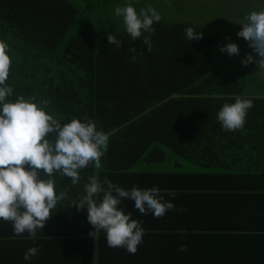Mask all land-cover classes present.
<instances>
[{
	"label": "trees",
	"instance_id": "1",
	"mask_svg": "<svg viewBox=\"0 0 264 264\" xmlns=\"http://www.w3.org/2000/svg\"><path fill=\"white\" fill-rule=\"evenodd\" d=\"M127 4L138 14L153 7L146 0H0V40L12 60L8 101L21 95L47 100L46 111L62 123L91 119L110 133L100 169L82 170L76 186L55 175L56 192L66 190V198L36 241L27 232L15 235L12 223L0 220V264H264V77L251 68L214 65L219 38L159 10L148 52L115 15ZM262 10L264 5L255 11ZM186 27L203 32L202 39L188 41ZM108 33L123 46L108 44ZM237 96L254 106L242 129L224 131L216 116ZM143 163L175 168L154 174ZM91 175L100 181L113 175L125 190L152 178L163 188H179L189 206L164 198L191 218L162 228L151 213L133 210L145 230L137 252L108 251L103 231L89 236L94 229L87 209L71 206ZM124 176L131 179L117 182ZM128 202L119 205L125 213L134 204ZM170 212L176 216L174 210L165 216ZM36 245L39 255L25 261L26 250Z\"/></svg>",
	"mask_w": 264,
	"mask_h": 264
},
{
	"label": "clouds",
	"instance_id": "2",
	"mask_svg": "<svg viewBox=\"0 0 264 264\" xmlns=\"http://www.w3.org/2000/svg\"><path fill=\"white\" fill-rule=\"evenodd\" d=\"M115 15L123 18L131 39L142 41L151 52V36L155 34L153 24L162 19L156 9L149 5L141 8L138 14L132 4H127L117 6ZM238 24L243 28L237 36L244 38L257 54V57L247 54L241 63L247 66L255 62L264 69V10L250 12ZM184 32L188 41H199L203 37V32H196L192 27H186ZM107 41L117 48L123 46V42L111 33L107 34ZM220 51L237 56L240 50L236 43L230 42ZM8 52L9 45L0 40V220L11 222L15 235L27 232L28 238L36 241L38 230H43L58 202L66 198V190L56 192L55 175L70 178L71 184L76 186L83 179L82 170L89 166L100 169L110 133L97 130L96 122L91 119L73 118L62 123L46 111L47 100L37 101L34 96L25 99L21 95L15 102L8 101L14 94L13 88L6 83L12 65ZM129 52L136 53V50L131 47ZM136 58L135 54L131 56L133 62ZM253 106L251 99L237 96L234 103L221 107L216 119L224 131L242 129L248 110ZM41 173L47 178H41ZM83 193L71 206L79 211L87 209V220L94 229L89 236L103 231L109 248H124L130 254L137 252L145 230L143 221L133 219L131 212L126 214L119 207L124 200L133 201L141 215L151 213L155 219L176 210L158 187L140 189L134 186L125 190L107 177L101 182L95 175L88 176ZM175 195V192H168L173 199ZM179 250L186 251L187 245H181ZM40 251L39 245L30 247L23 259L31 261Z\"/></svg>",
	"mask_w": 264,
	"mask_h": 264
},
{
	"label": "rangeland",
	"instance_id": "3",
	"mask_svg": "<svg viewBox=\"0 0 264 264\" xmlns=\"http://www.w3.org/2000/svg\"><path fill=\"white\" fill-rule=\"evenodd\" d=\"M153 5V8L163 12L170 20L189 22L192 25L203 28L207 34L219 38V43L213 48V53L218 56L214 65L226 69H235L236 72L249 70L259 71L258 74L264 77V69H260L255 62L247 66L241 63L247 54L257 57V54L249 47L248 42L237 36V32L243 26L238 22L244 20L252 11L263 7L264 0H146ZM84 3V7H85ZM230 37L229 39H226ZM233 38V40H232ZM236 43L239 47V55L229 56L221 52L220 48L227 43ZM191 173H195L192 170Z\"/></svg>",
	"mask_w": 264,
	"mask_h": 264
},
{
	"label": "crops",
	"instance_id": "4",
	"mask_svg": "<svg viewBox=\"0 0 264 264\" xmlns=\"http://www.w3.org/2000/svg\"><path fill=\"white\" fill-rule=\"evenodd\" d=\"M169 164V163H168ZM146 167V168H145ZM143 168L146 170L147 169V171L148 172H150V173H154V172H160V173H171V172H173L172 170L175 168L174 166H172L171 164H169L168 166L167 165H163V164H161V165H159L158 167H157V165H153V164H150V165H146V164H144L143 163ZM155 174V173H154ZM108 177V179H110L111 181H113L114 183H115V179L116 178H114V176L113 175H109V176H107ZM128 179H131V178H129L128 176H124L123 178H119V180L117 181V182H120L121 181V184H123L122 182H125V181H127L128 182ZM132 179H134V178H132ZM145 179V178H144ZM151 179V178H150ZM103 181V180H102ZM101 181V182H102ZM127 182H126V185H127ZM151 183H149L148 181H144V182H142V181H139L138 182V184L136 185V187H138V188H140V189H151V188H153V187H158L160 190H161V193L165 196V198H167V199H171V200H173L174 202H175V204L176 205H179V204H185V202L187 203V201H186V198L187 197H185V195H184V193L185 192H183V191H180L181 189H179V188H170V187H168V188H163L162 187V185L160 184V181H158V180H156V179H153L152 178V180L150 181ZM116 184V183H115ZM148 184H150V185H152V187H142V186H146V185H148ZM118 185V184H117ZM124 185V184H123ZM120 186V185H119ZM129 187V186H128ZM168 192H175L176 193V195H175V198L173 199L172 197H170V196H168ZM98 200H99V197L97 198ZM127 202V201H126ZM130 202H132L131 200H130ZM130 202H128V203H130ZM122 205H123V203H122ZM186 205V204H185ZM186 206H189V204L187 203V205ZM133 210H136L135 209V207H134V204H131L130 205V208L126 211V214L128 213V212H132ZM175 211V213H176V216L173 214V216H172V213L170 212L169 214H168V216L166 217V216H164L163 218H160V220L162 221L161 223H160V227H162V228H165V227H167V226H175V225H178L182 220H186L187 219V221H188V219H190L191 217L189 216L190 214L189 213H186V212H184L183 211V213L182 212H180V211H178V210H174ZM183 224V223H182ZM167 233H168V231H166ZM105 244H107L106 243V240H102ZM109 248V247H108ZM114 251V252H119V251H122V252H127L124 248H109L108 249V251Z\"/></svg>",
	"mask_w": 264,
	"mask_h": 264
}]
</instances>
